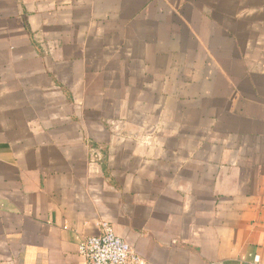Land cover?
<instances>
[{
	"label": "crops",
	"instance_id": "0c3cea01",
	"mask_svg": "<svg viewBox=\"0 0 264 264\" xmlns=\"http://www.w3.org/2000/svg\"><path fill=\"white\" fill-rule=\"evenodd\" d=\"M264 264V0H0V264Z\"/></svg>",
	"mask_w": 264,
	"mask_h": 264
},
{
	"label": "built area",
	"instance_id": "2783aa9c",
	"mask_svg": "<svg viewBox=\"0 0 264 264\" xmlns=\"http://www.w3.org/2000/svg\"><path fill=\"white\" fill-rule=\"evenodd\" d=\"M77 250L86 264H147L107 221L99 223L97 234L82 239Z\"/></svg>",
	"mask_w": 264,
	"mask_h": 264
}]
</instances>
